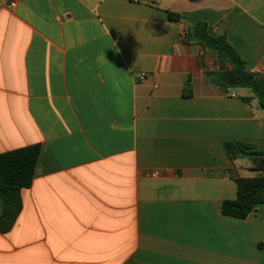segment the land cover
<instances>
[{
  "label": "crops",
  "instance_id": "crops-1",
  "mask_svg": "<svg viewBox=\"0 0 264 264\" xmlns=\"http://www.w3.org/2000/svg\"><path fill=\"white\" fill-rule=\"evenodd\" d=\"M197 22L264 76V0H0V153L39 145L0 264H264V203L220 212L264 109L207 81Z\"/></svg>",
  "mask_w": 264,
  "mask_h": 264
},
{
  "label": "trees",
  "instance_id": "trees-1",
  "mask_svg": "<svg viewBox=\"0 0 264 264\" xmlns=\"http://www.w3.org/2000/svg\"><path fill=\"white\" fill-rule=\"evenodd\" d=\"M168 19L178 21L179 15L167 11ZM198 46L214 57V67L206 73L207 81L223 93L246 90L240 98L250 103L254 99L264 109V76L250 72L245 61L227 42L225 35L212 36L207 25L197 22L192 30ZM224 148L231 160L248 158L256 171L264 170V152L251 145L225 141ZM39 145L33 144L0 153V232H7L21 208L20 190L31 184ZM236 196L220 204L222 215L244 219L258 203H264V174L234 177Z\"/></svg>",
  "mask_w": 264,
  "mask_h": 264
},
{
  "label": "built area",
  "instance_id": "built-area-1",
  "mask_svg": "<svg viewBox=\"0 0 264 264\" xmlns=\"http://www.w3.org/2000/svg\"><path fill=\"white\" fill-rule=\"evenodd\" d=\"M134 1H140V0H134ZM147 1V0H146ZM140 79H143V76H140ZM158 175V171H152L151 173H150V176H152V177H156Z\"/></svg>",
  "mask_w": 264,
  "mask_h": 264
}]
</instances>
